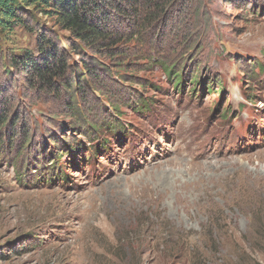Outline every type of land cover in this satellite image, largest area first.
Masks as SVG:
<instances>
[{
  "label": "rangeland",
  "instance_id": "rangeland-1",
  "mask_svg": "<svg viewBox=\"0 0 264 264\" xmlns=\"http://www.w3.org/2000/svg\"><path fill=\"white\" fill-rule=\"evenodd\" d=\"M197 3L208 14L205 30L201 21L182 24L184 11L176 12L168 25L149 28L152 60L138 51L123 61L127 93L148 96L149 111L130 109L128 94L106 85L118 123L133 133L120 140L98 130L109 140L98 155L88 130L61 131L65 109L56 96L9 82L16 107L7 125L21 113L11 145L0 142V264H264V0H190V20ZM28 9L66 43L67 32ZM37 35L16 24L2 44L34 52ZM159 61L184 73L178 88ZM216 78L221 83L210 82ZM97 106L87 118L103 125L108 114ZM25 134L32 140L21 150ZM64 138L80 149L60 155L53 171Z\"/></svg>",
  "mask_w": 264,
  "mask_h": 264
},
{
  "label": "trees",
  "instance_id": "trees-1",
  "mask_svg": "<svg viewBox=\"0 0 264 264\" xmlns=\"http://www.w3.org/2000/svg\"><path fill=\"white\" fill-rule=\"evenodd\" d=\"M189 1L0 0V142L4 140L11 145L13 134L10 132L12 126L19 121L18 114L20 110H16L13 111L14 113L8 125L6 123L7 118H10V110L16 107L13 98L15 93L9 82L19 79L24 81V88H29L33 93L40 92L56 96L57 104L65 109L62 115L66 117L64 120L59 121L61 122L59 128L62 131L68 125L75 131H79V129L88 130L87 139L90 142H95L96 139L99 141L96 144L93 143L94 145L91 144L95 155H98L101 151H106L109 145V140L98 130H107L109 135L115 138L118 137L120 140L133 133L118 123L121 112L118 104L111 98L112 95L107 93L106 85L108 83L113 84V87H110V91H108L109 93L114 91L127 93V89L124 87L126 80L123 61L127 60L129 62L130 58L138 55V51L144 59H153L151 56V49L153 48L147 49L146 43H149L148 41L152 37H156L149 31V28L156 23L163 21L168 25L171 16L176 12L184 11L181 15L182 18H179L182 24L185 23L187 26L189 23H200L201 21L204 30L210 25L208 14H202L204 5L199 3L194 6L191 13L193 18L190 20L185 12V7ZM29 6H33L40 14H44L46 18L52 20L57 30L67 32L69 37L66 38V43L62 44L59 41L58 34L40 27L36 14L33 13L32 15L28 9ZM251 11L253 10L251 9ZM254 11L256 12V10ZM16 24L24 27L27 31L38 33L34 52L25 51L24 53L15 54L2 44V34L11 31ZM174 29H178V27ZM188 29L192 30V28ZM146 32L150 33L147 38L143 35ZM131 41H134V46H127ZM185 42L186 40L182 45L186 46ZM195 45L196 42L189 51L181 52L174 63L176 64L178 60L180 62L188 58ZM138 47L139 50H137ZM150 47L151 45H148V48ZM143 48L147 51L142 50ZM184 53H186L185 57ZM72 56H75L76 59ZM174 63L170 65L163 61L158 62L167 76L172 77V87L178 88L179 84H182L184 73L182 71L174 72L173 70H179V68H172ZM257 65L259 64L257 63ZM259 66L261 69V65ZM113 77H116V80ZM199 80L198 74L190 78L193 92L194 86L199 85ZM215 81H218L219 84L222 80L216 78L210 82ZM128 88L132 89V86L128 85ZM217 89L220 93L223 86H219ZM127 96L126 101L130 104L126 105H129L132 110L141 111V114L149 111L153 103L152 100L149 101L148 96L143 97L142 93L137 92L136 89L134 93ZM215 105L218 106V103ZM92 106H97L95 108L100 109L102 114H108L109 120L103 125H97L96 122H92L90 118L88 119L86 112L92 110ZM102 117L97 121H101ZM110 118H113V120H110ZM21 127L24 130L23 124ZM90 130H92V133ZM25 136L20 144L21 150L26 149L25 146L32 140V135L25 134ZM66 139L64 138L63 142H60L62 143L60 144V153L56 149V157L49 162L50 166H54L53 171H57L56 166L60 155H70L72 152L74 153V150L76 152L80 149L78 147L80 144L70 142L68 139L67 142ZM49 142L54 143L55 138H51ZM31 144L34 145L35 143ZM3 145L5 143L0 144V146ZM50 148L49 151H52ZM47 151L48 149H42L40 153L44 156ZM90 157L92 156L90 155ZM70 164L71 167L78 166L76 162ZM46 169L48 170V168ZM46 171L44 168L42 175ZM57 174L62 176L61 172H57ZM50 175L55 176L53 172L48 174V176ZM48 176L43 178L44 181L50 179Z\"/></svg>",
  "mask_w": 264,
  "mask_h": 264
}]
</instances>
